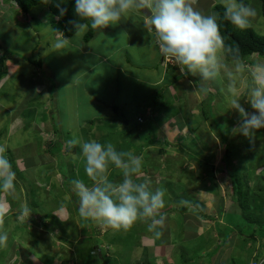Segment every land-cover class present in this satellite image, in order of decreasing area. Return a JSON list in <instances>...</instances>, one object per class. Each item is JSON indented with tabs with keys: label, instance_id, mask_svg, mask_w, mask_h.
I'll return each instance as SVG.
<instances>
[{
	"label": "rangeland",
	"instance_id": "obj_1",
	"mask_svg": "<svg viewBox=\"0 0 264 264\" xmlns=\"http://www.w3.org/2000/svg\"><path fill=\"white\" fill-rule=\"evenodd\" d=\"M243 2L257 12L250 27L264 35L261 0ZM218 5L222 6L221 0H196L195 7L214 14ZM53 20L44 6L26 14L10 0H0V56L8 55L6 64L13 73L0 81V130L5 133L0 139L7 145L6 155L16 173L15 191L0 193L7 205L0 231L8 235L6 246L0 247V264H62L65 260L73 264L77 255L73 245L86 237H93L96 245L82 242L81 248L92 244L103 251L94 253L96 263L101 254L108 263L116 260L115 264H190L191 260L194 264H264V238L258 234L254 241L249 232L240 235L237 231L254 229L230 209L233 194L228 175L229 168L250 190L264 188V129L256 133L254 146L243 135L232 134L240 116L232 109L229 92L235 81L241 105L253 111L247 101L250 69L264 63V58L254 54L249 62L244 61L247 68L236 72L232 60L225 57L221 75L207 83L206 91H196L199 77L189 75V83L165 74L163 55L144 30L140 12L129 14L121 24L96 30L92 44H107L98 51L106 54L107 62L77 49L87 44L84 39L89 30L76 42L77 48L57 50L54 44L61 38H56ZM40 61L43 68H39ZM44 64L54 74L49 81L42 73L46 72ZM105 69L115 78L110 79ZM96 80L102 88H95ZM38 81L46 82L45 92L34 89ZM167 92H174V97ZM148 107L156 112H147ZM40 109L42 114H38ZM207 112L210 122L202 119L198 131L183 126L185 121L198 126ZM25 117L22 127L18 119ZM73 138L111 142L117 150L142 156V171L153 190L165 191L161 211L167 220L162 236L149 231L147 223L137 222L123 231L80 217L71 182L79 179L91 186L92 181L84 171L80 147H67ZM151 141L155 144L147 147ZM199 160L216 167L213 177L202 174L199 178ZM109 179L119 183L122 172L110 167ZM179 197V202L188 203H178ZM25 206L30 216L18 219ZM184 206L187 212L181 213ZM228 227L235 231L225 238ZM195 234L205 238L198 242ZM203 241L208 245L202 247ZM216 247L217 252L211 254Z\"/></svg>",
	"mask_w": 264,
	"mask_h": 264
},
{
	"label": "clouds",
	"instance_id": "obj_2",
	"mask_svg": "<svg viewBox=\"0 0 264 264\" xmlns=\"http://www.w3.org/2000/svg\"><path fill=\"white\" fill-rule=\"evenodd\" d=\"M51 2L42 0L45 5ZM62 3L60 0L54 4L59 17L67 11ZM221 3L223 19L236 28L250 27L257 15L256 9L243 0H221ZM195 4L196 0H75L74 12L78 19L69 21L73 35L66 37L61 32V39L55 42L54 47L57 50L76 47V42L82 40L89 28L103 30L119 24L133 12H140L144 30L153 38L163 57L173 62L169 64L175 65L172 67L178 79L187 81L189 75L199 77L195 82L196 91H206L207 83L217 79L225 70L226 56L231 57L236 72L244 71L247 65L240 59L238 48L226 45L220 32L219 14H205ZM250 75L252 83L247 91V101L253 109L251 112L241 105L235 81L229 85L233 96L232 109L240 116L239 123L231 132L243 135L254 146L256 133L264 129V63L255 64ZM76 146L80 147L86 176L92 181L91 186L79 179L71 182L79 199L80 217L105 229L123 231L131 229L137 222L147 223L149 231L156 237L162 236L167 220V214L161 211L165 208V191L159 187L153 190L151 180L142 171V156L132 151L117 150L111 142L102 144L80 138L67 141L68 148ZM6 153L7 145L0 144V192L12 194L16 173ZM112 166L122 172L119 183L109 179ZM141 176L144 180L137 183ZM6 213L7 205L0 199V229ZM24 216H30L27 206L23 207L18 219ZM58 217L64 221V217ZM7 239V233L0 231V247L6 246Z\"/></svg>",
	"mask_w": 264,
	"mask_h": 264
},
{
	"label": "trees",
	"instance_id": "obj_3",
	"mask_svg": "<svg viewBox=\"0 0 264 264\" xmlns=\"http://www.w3.org/2000/svg\"><path fill=\"white\" fill-rule=\"evenodd\" d=\"M13 3V6L17 7L22 12L28 14L31 12V10L37 6H44L48 9L51 14L54 16V20L52 21V27L55 33L61 32L66 37H71L73 35L74 30L72 29V25L69 24L70 20L78 19L74 12L75 7V0H63L62 7H65L67 9L66 14L63 17H59V10L54 6L55 3L60 2V0H52L51 3L45 5L42 3V0H10ZM262 3V12L264 15V0H261ZM215 9L217 10L219 14V20L218 23L220 25V32L221 35L224 38V41L226 45L231 46L233 49L238 48L239 49V55L240 59L244 61L250 60L252 58V55H259L264 58V35H261L257 33L252 27H247L245 29H238L235 26H233L229 21L223 19V6H216ZM59 17V18H57ZM96 30H92L89 28L88 33L85 35V41L89 42L92 38L95 37ZM228 60H232L231 57L226 56ZM7 59L8 55L3 54L0 56V81H2L8 74V68H7ZM249 62V61H248ZM42 66V62H39V67ZM171 98V97H170ZM205 100V99H203ZM203 100L200 101V104L203 105ZM207 101V100H206ZM212 104V103H210ZM116 109V108H114ZM210 113V112H209ZM208 112L205 113V117L201 118L197 121L198 126L193 123L192 121H180L184 122L183 125H186L190 128V130L196 132L200 128L199 124L201 125V120L210 121L211 114ZM203 116V115H202ZM174 116H172L170 119H173ZM177 122V120H175ZM189 122V123H188ZM177 124H179L177 122ZM180 125V124H179ZM212 125V124H211ZM181 126V125H180ZM196 126V128H193ZM183 127V126H182ZM5 135L4 131L0 130V138L3 139V136ZM0 139V144L1 140ZM3 142V141H2ZM155 144V142L151 141L149 143V146L151 147ZM134 150V149H133ZM142 149L138 150L141 151ZM227 156L230 154V148L227 149ZM199 165L202 167V173L199 175V178L202 179V174L208 177H213V174L216 173V167L211 164V162L208 161H200ZM228 175L231 183V190H232V199H231V206L230 209L233 210L234 213H237V216L240 217L241 220H243L244 224L246 226H249L251 229H254L253 231H246L240 229L237 230L240 235H247L252 240L257 239V235H261V238H264V234H262V231L264 230V188L263 187H256L253 190H250L249 187H247V184L245 180L234 172H229L228 168ZM1 193V192H0ZM180 198L177 199L178 203H180ZM184 201V200H182ZM188 207L184 206L180 209L181 213L187 212ZM201 211V210H200ZM230 211V210H229ZM79 213V212H78ZM52 215H48V217H51ZM208 217V216H207ZM209 218H213L212 216H209ZM44 227L48 228L50 227L49 224L44 223ZM255 227L257 228V231H255ZM52 229V226L50 227ZM235 230L231 227L227 228L226 233L224 234L225 238L229 237V234L231 232H234ZM221 234H223L222 229L219 230ZM249 232V233H247ZM247 233V234H244ZM194 238L197 239L199 242V239L203 240L205 237L203 235H194ZM84 242H94L93 237H86L84 240H81L77 243V245H73L75 247L76 251V259L73 264H115L116 260L111 259V262L108 263V260L106 259L105 255H99L98 254V260L101 262H95L96 256H94V253L99 252L100 249H97L96 247L91 246L92 244H87L84 246V248H81V243ZM208 241H203L202 247L208 245ZM199 245V244H198ZM219 247H216L215 249H212L211 254H215L217 252V249ZM102 251V250H100ZM103 252V251H102ZM101 256V257H100ZM188 262V261H187ZM192 260L190 261V264ZM67 260H65L62 264H67ZM52 264V263H51Z\"/></svg>",
	"mask_w": 264,
	"mask_h": 264
},
{
	"label": "crops",
	"instance_id": "obj_4",
	"mask_svg": "<svg viewBox=\"0 0 264 264\" xmlns=\"http://www.w3.org/2000/svg\"><path fill=\"white\" fill-rule=\"evenodd\" d=\"M47 11H48V9H47ZM49 12V11H48ZM122 23V20H121V22L119 23V24H121ZM36 32H38V31H36ZM116 32V31H115ZM57 34V33H56ZM56 38H61V34H57V36H56ZM95 38H92L89 42H86L87 44L86 45H81L80 46V48L82 49H79V48H77V46L76 47H72V48H77L83 55H87V56H92L93 58L92 59H95L96 60V58L97 59H102V60H104V62H107L108 61V57H106V54H102V53H98V51L101 49V47L102 48H104V50L107 48V44H104L103 43V45L102 46H99V47H94L93 46V44H92V42H93V40H94ZM85 40V39H84ZM109 41V39H106V41L105 42H108ZM109 44V43H108ZM108 51L110 52V50L108 49ZM161 54V53H160ZM169 62H171V63H173L171 60H166L164 57H163V59H162V66H163V71L165 72V74H171V76H172V78H173V76H177V73H176V70L172 67V66H175V65H172L171 63L169 64ZM8 63V62H7ZM98 66V64L97 65H95V66H93V67H91L90 68V72H91V69H92V71H94L95 70V68ZM44 67L46 68V72H42L43 74H47V76L49 77L48 78V81L51 79V76L52 77H54V74H52L51 72H50V67L47 65V64H44ZM7 68H8V74H7V76L4 78V79H6L7 77H11V75L13 74L11 71H9V65L7 66ZM39 68H43V65L41 66V67H39ZM105 71H108V73L109 74H111L110 75V79H113V78H115V76H112V71L111 70H106L105 69ZM54 73V72H53ZM115 74V73H114ZM181 77H183V76H181ZM3 79V80H4ZM181 79V78H180ZM45 80V79H44ZM185 80V79H184ZM187 81L190 83V81L187 79ZM39 83L36 85V87L34 88L35 90H39V91H46V82H44V81H38ZM76 84H77V82H76ZM62 85H64V87H66L67 86V83H64V82H62ZM94 85H95V88H102V86L101 85H99V82L96 80V81H94ZM175 85H177V83L175 82L172 86L173 87H175ZM193 85V84H192ZM85 85H83V87H84ZM171 86V88L173 89V87ZM57 87H59L60 88V85H57ZM82 87V88H83ZM89 88V87H88ZM180 88V87H179ZM168 93V95H170V97H174V95H173V93L174 92H171V93H169V92H167ZM48 96V95H47ZM49 97V96H48ZM49 100V99H48ZM141 105V104H140ZM45 107L46 106H44V110H45ZM25 110V109H24ZM147 112H149V113H152V114H154V112H156L155 110H153V109H151L150 107H148V109H147ZM43 113V111L40 109L39 110V112H38V114H42ZM20 114L21 115H23V113H22V111L20 112ZM175 118H173V120H174ZM18 120H20V125L22 126V127H25L26 126V121H27V118L25 117L24 119H18ZM210 122V121H209ZM19 125V126H20ZM18 126V127H19ZM184 126V125H183ZM21 127V128H22ZM181 128H183L182 126H181ZM199 134V133H198Z\"/></svg>",
	"mask_w": 264,
	"mask_h": 264
}]
</instances>
